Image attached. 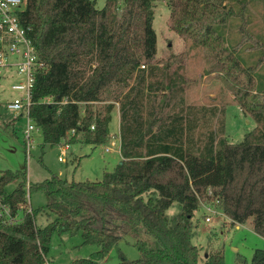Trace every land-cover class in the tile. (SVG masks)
I'll return each instance as SVG.
<instances>
[{
    "label": "trees",
    "instance_id": "16d2710c",
    "mask_svg": "<svg viewBox=\"0 0 264 264\" xmlns=\"http://www.w3.org/2000/svg\"><path fill=\"white\" fill-rule=\"evenodd\" d=\"M154 1L104 0L97 7L96 0H26L19 19L45 64L35 74L29 106L42 145L104 144L117 107L121 162L83 181L51 173L32 184L24 170H0L2 202L11 214H24L17 223L0 220V264H46L53 232H80L82 243L97 249L69 264H95L140 229L152 240H136L139 256L121 264H227L222 247L199 261L191 233L200 199L217 200L231 224L251 218L264 237V86L256 80L264 66V0L260 35L248 0H164L168 26L188 49L160 63L154 61ZM241 48L252 52L253 63L237 56ZM193 49L203 53L205 73L220 75L254 120L241 141L226 140L223 106L188 100L194 80L186 61ZM32 189L42 190L46 202L28 212ZM173 203L178 211L168 215ZM41 210L53 218L37 227ZM231 264H264V245L250 261Z\"/></svg>",
    "mask_w": 264,
    "mask_h": 264
},
{
    "label": "rangeland",
    "instance_id": "374dc122",
    "mask_svg": "<svg viewBox=\"0 0 264 264\" xmlns=\"http://www.w3.org/2000/svg\"><path fill=\"white\" fill-rule=\"evenodd\" d=\"M252 21L255 24V33L262 34L263 26L260 14L261 0H248ZM104 0H96V6L101 7ZM169 8L164 0L154 1V18L152 26L156 36L155 62H162L171 53L187 50V42L168 26ZM237 40V30L230 34V38ZM201 49V48H200ZM202 50V49H201ZM196 49L190 51L186 61V73L193 79L188 88V100L197 104H217L224 108L225 137L229 143H236L243 139L244 134L255 126L254 120L245 114L234 99L232 90L223 78L216 72L205 73L206 62L203 53ZM241 51V52H240ZM244 55L246 61L253 63L255 58L252 52L241 48L237 56ZM241 59V58H240ZM242 60V59H241ZM256 80L260 87L264 86V66L257 70ZM14 81V70L6 68L0 77V99L9 98L16 94L11 89ZM116 108V107H115ZM113 109L112 120L109 124L110 137L107 142L99 145L74 142L68 145L64 154H61L62 144L42 145L41 131L33 132L32 145L27 153L22 130L25 127L24 117H18L1 104L0 109V170H24L28 183L40 182L56 173L68 180L83 181L101 178L104 170H111L117 164L119 137L118 117ZM110 147V151L105 148ZM79 151L83 153L78 155ZM62 156V161L58 160ZM16 181L8 183L4 190L10 193ZM28 207L31 209L43 208L46 202L42 190H27ZM178 211L177 203L167 209L172 215ZM19 216L23 215L20 211ZM210 221H205V210L200 206L192 217L191 241L199 248V261H204L207 252L214 248H223L224 261L227 264L250 261L255 248L264 245V237L257 234L251 225V218L243 223L231 224L228 217L221 211L209 214ZM53 215L47 210L36 213L35 225L43 227ZM136 240L151 241V235L143 230L124 235L114 245L106 256L95 264H121L122 261H131L139 256L134 242ZM97 249L95 244H83L80 232H53L46 255L47 264H69L73 259L89 257ZM128 264V263H126Z\"/></svg>",
    "mask_w": 264,
    "mask_h": 264
},
{
    "label": "built area",
    "instance_id": "2783aa9c",
    "mask_svg": "<svg viewBox=\"0 0 264 264\" xmlns=\"http://www.w3.org/2000/svg\"><path fill=\"white\" fill-rule=\"evenodd\" d=\"M25 5L26 0H0V77L4 69H13L14 81L11 83V89L16 92L9 98L0 99V103L18 117L25 118L26 124L22 133L28 153L32 145L33 132L40 131L29 115L31 90L35 74L44 69L45 64L39 58L28 36V27L23 26L20 22L19 12L24 10ZM50 100L49 97L45 99L46 102H50ZM61 102H66V99ZM68 133H73V130ZM59 144L63 145L61 154H64L69 144L64 141ZM109 149L110 147H106V150ZM58 160L62 161V156H58ZM208 193H210L209 190ZM217 202V200L200 199V206L205 210V221H210L209 214L220 211L216 205ZM19 210L21 211V209ZM19 210L11 214L9 207L0 198V220L2 223L20 222L24 214L19 216ZM27 211L30 212L31 208L28 207Z\"/></svg>",
    "mask_w": 264,
    "mask_h": 264
},
{
    "label": "crops",
    "instance_id": "0c3cea01",
    "mask_svg": "<svg viewBox=\"0 0 264 264\" xmlns=\"http://www.w3.org/2000/svg\"><path fill=\"white\" fill-rule=\"evenodd\" d=\"M115 110H116V112H117V117H118V110H117V107L115 108ZM113 116V115H112ZM107 147V146H106ZM111 149H109V150H106V148H105V151H110ZM119 151V150H118ZM79 154L78 155H81L83 152L82 151H79L78 152ZM118 154H119V152H118ZM120 161V154L118 155V157H117V163ZM19 212H20V210H19Z\"/></svg>",
    "mask_w": 264,
    "mask_h": 264
},
{
    "label": "water",
    "instance_id": "95a60500",
    "mask_svg": "<svg viewBox=\"0 0 264 264\" xmlns=\"http://www.w3.org/2000/svg\"><path fill=\"white\" fill-rule=\"evenodd\" d=\"M120 162H121V161H120ZM120 162H119V163H120Z\"/></svg>",
    "mask_w": 264,
    "mask_h": 264
}]
</instances>
